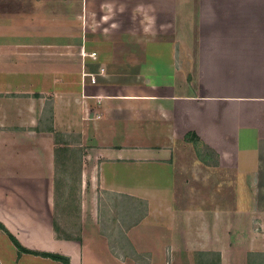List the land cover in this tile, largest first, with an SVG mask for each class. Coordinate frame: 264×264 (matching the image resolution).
I'll return each instance as SVG.
<instances>
[{"label": "crops", "instance_id": "crops-1", "mask_svg": "<svg viewBox=\"0 0 264 264\" xmlns=\"http://www.w3.org/2000/svg\"><path fill=\"white\" fill-rule=\"evenodd\" d=\"M137 1L0 0V221L70 264H248L240 224L264 264V0Z\"/></svg>", "mask_w": 264, "mask_h": 264}, {"label": "rangeland", "instance_id": "rangeland-1", "mask_svg": "<svg viewBox=\"0 0 264 264\" xmlns=\"http://www.w3.org/2000/svg\"><path fill=\"white\" fill-rule=\"evenodd\" d=\"M137 2H139V4H140L142 2V0H138ZM139 4H137L135 7L136 12L138 10L140 11L142 9L141 7H144V6H141ZM98 5L99 4H97V7H99ZM124 8H127V7L124 6ZM130 10H131V8H130ZM100 11H102V10H100ZM110 12H113V11L110 10ZM116 17H118V16H116V15L115 16L113 15L111 17L107 16L103 22L104 23H111L114 19H116ZM124 18L126 19V17H123V18L121 17L122 20ZM11 19H13V17H11ZM97 24H99V23H97ZM236 147H237V145L235 146V148ZM200 150L202 151V149H200ZM84 151H86V150H84ZM239 152H237L238 156H239V165L241 162L246 164L245 160L243 159V157H244L243 153H246V151L245 152L239 151ZM81 153H82V151L76 152L73 155L72 159L70 160V163H66V164H69L67 166L68 167L67 169H73V172H76V174H78L81 171V167H83V157H82L83 155H81ZM249 154L252 155L253 157L255 156V152L253 151V148L251 150H249ZM76 182L78 184V181H76ZM224 193L226 194V192H224ZM230 194L231 193H229V195ZM75 195H78V191H76L75 193H72V194L69 193V196H75ZM256 196H257L256 192H247V193L234 192L233 193V198H234L233 200H234V206H236V208H237L236 210H238V206H240V210H242V204L244 201H246V203L251 202L252 206H255L254 203L256 202ZM105 198H108V196L106 194H105ZM77 199H79V196ZM219 203H220V204H218L219 210L221 209V211H224L225 209H228L227 205H225L221 202H219ZM253 209L256 210V212H257V207H253ZM62 210H63L64 214H68L67 213V211L69 210L68 207H64ZM77 215H78V213H77ZM74 225H75L74 222H67L66 224H64V226H69V227L74 226ZM236 227H237L239 234H237V232L234 234V237L232 239V246H235V248L238 249V248H241L243 246V244L249 243V245L251 246L249 249L252 251V253H250L248 256V259H249L248 264H258V261H259L258 246H257L258 240L256 238H254L257 235V229H258V228L256 229L257 223L251 225V228L256 229L255 230L256 231L255 236L253 234L251 235L249 233H246L244 231L245 230L244 226H242L240 224H236ZM61 229H62L61 233L63 234V236L66 237V236L70 235V231H68L65 227H61ZM23 243L33 245L31 243V241L28 242L27 240H23ZM51 243L52 242H50V244ZM42 245H44V244H42ZM238 253H240V252H235V254H237L236 255L237 257L239 256ZM24 255H27V254H24ZM206 258L208 259L207 260L208 263L210 262L209 264H211V261H213V260L210 257H206ZM51 261L44 259L42 257H36V256H32V255L18 257L17 249L15 248L13 243L11 242L10 238H8L6 236V233L0 229V264H62L61 262H58V261H54V260H51Z\"/></svg>", "mask_w": 264, "mask_h": 264}, {"label": "trees", "instance_id": "trees-1", "mask_svg": "<svg viewBox=\"0 0 264 264\" xmlns=\"http://www.w3.org/2000/svg\"><path fill=\"white\" fill-rule=\"evenodd\" d=\"M0 229L3 230L8 237L10 238L11 242L14 244V246L17 248L18 256H21L22 254H30L33 256H40L44 258H49L55 261H59L62 264H70V258L68 256L48 252V251H39V250H33L26 246H24L19 239L12 234L9 229L0 221Z\"/></svg>", "mask_w": 264, "mask_h": 264}, {"label": "built area", "instance_id": "built-area-1", "mask_svg": "<svg viewBox=\"0 0 264 264\" xmlns=\"http://www.w3.org/2000/svg\"><path fill=\"white\" fill-rule=\"evenodd\" d=\"M92 55H95V54H92ZM95 81V80H94Z\"/></svg>", "mask_w": 264, "mask_h": 264}]
</instances>
